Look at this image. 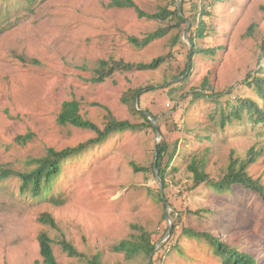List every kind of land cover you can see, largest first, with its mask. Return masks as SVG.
<instances>
[{
    "label": "rangeland",
    "instance_id": "1",
    "mask_svg": "<svg viewBox=\"0 0 264 264\" xmlns=\"http://www.w3.org/2000/svg\"><path fill=\"white\" fill-rule=\"evenodd\" d=\"M111 1L0 0V167L30 170L31 159L46 155L49 148L60 150L97 136L58 122L66 100H79L83 116L101 129L108 113L144 122L123 100L128 89L143 87L142 108L157 115L161 132L179 146L166 177L170 220L152 169L156 130L143 126L115 132L68 158L46 195L21 191L18 176L0 179V264H46L40 254L41 232L53 239L61 264H86L63 249V238L89 256L100 252L107 264H148L147 255L127 259L113 250L138 232L134 225L157 241V264H222L206 239L186 236L184 227L215 233L264 264V202L243 186L220 194L209 182L197 185L188 168L194 155L205 159L210 178L218 181L232 159H246L252 150L256 159L249 172L264 183V123L247 118L224 127L220 123L227 102L249 97L264 108V99L244 83L249 75H264V0L214 4L206 17L209 34L196 42L216 53L193 56L186 74L190 45L185 38V44L172 45L174 32L135 47L130 36L143 38L165 24L139 17L135 8L110 6ZM133 1L151 13L178 6L177 0ZM163 55L167 59L157 69L118 71L103 82L92 81L102 58L136 63ZM177 76L185 81L165 85ZM205 80L209 93L222 94L219 101L202 99L189 106L191 91L202 88ZM203 133L211 139L201 143L197 135ZM133 164L147 170L136 171ZM44 212L55 217L59 229L39 221ZM169 221L172 230L179 224L176 236L165 231ZM163 243L167 245L161 249Z\"/></svg>",
    "mask_w": 264,
    "mask_h": 264
},
{
    "label": "trees",
    "instance_id": "2",
    "mask_svg": "<svg viewBox=\"0 0 264 264\" xmlns=\"http://www.w3.org/2000/svg\"><path fill=\"white\" fill-rule=\"evenodd\" d=\"M222 0H181V9L184 16L190 22L189 38L193 43L190 54H188V60L186 64V72L188 69L191 71L193 64L191 60L193 56L198 53L211 55L216 53L214 48H200L196 42L197 38H205L208 34V23L207 18L212 14V6ZM110 6L120 8H135L139 17H147L150 19L158 20L164 23V26L159 27L153 32H150L143 38L136 36H130V42L138 48H142L152 43L153 41L166 36L169 33L173 34L172 45H178L184 43V31L187 26V21L180 14L179 8L176 5L174 8L170 6H163L156 12H147L141 9L133 0H112ZM262 51L264 56V39L262 41ZM166 56H159L151 60L150 62H128L124 59H116L109 57L107 59L102 58L98 61L95 71V76L92 78L93 82H103L107 78L111 77L118 71H135V70H154L160 67L166 61ZM189 66V68H188ZM263 69V68H262ZM189 74V73H188ZM183 75V74H182ZM180 77V76H179ZM178 78V76H177ZM186 79V78H185ZM185 80H182L184 82ZM180 82V81H179ZM178 82V83H179ZM177 83V82H176ZM244 83L253 87L258 95L264 99V75H252L247 76ZM207 82L202 88H193L190 96L192 97L189 106L195 105L199 100L205 99L212 101H219L222 94L209 93L206 90ZM150 88V87H149ZM149 88H146L149 89ZM144 91L143 87L128 89L123 100L129 104L134 113L141 115L144 118L142 123H133L127 119L120 120L112 115L107 114V120L104 128L101 129L95 122L83 116L81 113V103L77 99L66 100L63 102L61 111L58 116V122L64 125L71 124L79 128H86L97 132V136L89 138L83 142L78 143L75 146H69L63 149L49 148L47 154L31 159L30 163L33 167L26 171H15L0 167V179L7 178L10 176H18L22 180L21 191L31 192L34 197L40 195H46L51 192L53 188L54 180L63 171L64 163L68 158L80 154L91 146L102 143L111 134L115 132H123L126 130H141L143 126H151L156 130L151 119L144 114L139 108L148 110L157 120V115L148 108H142L140 101L141 92ZM139 94L138 107L135 106L136 96ZM218 96V97H217ZM228 108H222L221 110V126L224 127L226 123L231 122L235 119L244 120L247 118L255 123H264V108L259 103L249 97L240 98L237 104L227 102ZM188 106V107H189ZM160 127V126H159ZM161 129V128H160ZM163 133V132H162ZM199 141L203 143L207 139H211V134H198ZM179 146L178 142L172 145V142L168 140V135L163 133L162 140L158 143V155H157V169L162 179L164 190L168 187L166 177L168 175V169L171 166V162L178 154ZM255 157L252 150L246 159H232L227 171L223 174L222 179L214 181L210 178V174L206 171V160L198 158L194 155L188 164L189 170L193 173V181L195 184L200 185L202 183H210V187L216 193H227L233 192L236 186H243L247 190L255 192L259 198L264 202V183L261 179L255 178L249 172V166L255 161ZM136 171L147 170L145 167H141L137 164H133ZM155 169V161L152 164V169ZM176 170V167H171ZM158 198L163 201L161 188H158ZM39 221L48 224L52 227L59 229L58 223L55 217L49 213L44 212L40 215ZM178 222L174 223L172 236H176L178 229ZM134 229L138 232L130 238L121 240L118 244L113 246L115 252H123L127 259H132L138 255H147L148 257L152 254V261L157 264L159 260L160 250L157 251V241L154 240L152 234L142 226L134 225ZM165 231H168L165 229ZM183 232L189 237H201L206 239L216 256L222 259V264H261L255 254L248 250H241L240 248L233 247L229 243L225 242L219 235L208 231H198L192 228L184 227ZM171 236V237H172ZM172 239V238H171ZM38 241L40 246V254L46 264H61L57 260L54 249L53 239L46 232H41L38 235ZM63 249L83 259L86 264H107L102 260V254L97 252L91 256L80 252L76 249L72 242L63 238L60 241ZM167 243L161 244L160 248H164ZM176 245L174 248H176ZM150 264V262L148 263Z\"/></svg>",
    "mask_w": 264,
    "mask_h": 264
},
{
    "label": "water",
    "instance_id": "3",
    "mask_svg": "<svg viewBox=\"0 0 264 264\" xmlns=\"http://www.w3.org/2000/svg\"><path fill=\"white\" fill-rule=\"evenodd\" d=\"M177 3H178V8H179V11H180V14L182 16H184L183 14V11L181 9V0H177ZM184 18L186 19L187 21V26H186V29L184 31V38L188 41L189 45H190V49H192V46H193V43L192 41L189 39V30H190V22L187 20V18L184 16ZM189 65H190V61H189ZM189 68V66H188ZM189 71V69H188ZM184 78V76L182 77H179V78H175L173 80H171L170 82H167L165 85H168L169 83L171 82H176V81H180ZM138 104H139V94L136 96V100H135V105L138 107ZM139 108V107H138ZM144 114H146L150 119L151 121L153 122L155 128H156V132H157V139L159 141V139L161 138L162 136V132H161V129L159 127V125L157 124V121L155 120L154 116L146 109H141L139 108ZM156 142L155 144V155H156V159H155V171H156V177H157V180L158 182L160 183V188H161V194H162V198H163V201L165 202L166 204V207H167V214H166V217L168 220H170V211H169V203L165 197V193H164V185H163V182H162V179L159 175V171L157 169V155H158V143L159 142ZM170 222V221H169ZM172 230V223L170 222V226H169V229H168V233H170V231ZM158 245V244H157ZM149 262L150 264H154L153 261H152V254L149 256Z\"/></svg>",
    "mask_w": 264,
    "mask_h": 264
}]
</instances>
